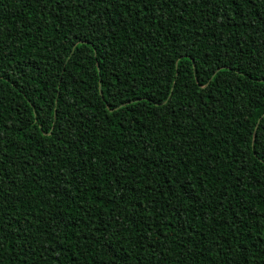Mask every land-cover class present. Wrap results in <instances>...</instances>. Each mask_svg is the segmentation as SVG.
<instances>
[{"label": "trees", "instance_id": "trees-1", "mask_svg": "<svg viewBox=\"0 0 264 264\" xmlns=\"http://www.w3.org/2000/svg\"><path fill=\"white\" fill-rule=\"evenodd\" d=\"M0 264H264V0H0Z\"/></svg>", "mask_w": 264, "mask_h": 264}]
</instances>
